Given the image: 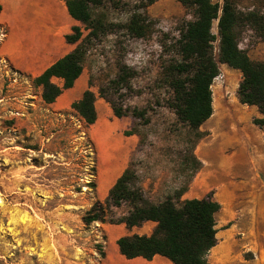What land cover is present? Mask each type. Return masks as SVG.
Instances as JSON below:
<instances>
[{
	"label": "rangeland",
	"instance_id": "obj_1",
	"mask_svg": "<svg viewBox=\"0 0 264 264\" xmlns=\"http://www.w3.org/2000/svg\"><path fill=\"white\" fill-rule=\"evenodd\" d=\"M236 8L240 15L264 13V0H236ZM95 13L106 32L90 45L80 77L97 96L94 125L71 105L61 111L47 105L34 78L15 70L0 53V264H103L107 228L130 209L113 207L105 223L83 221L94 204L106 205L110 191L99 189L101 161L117 144L107 148V140L95 134L106 125L117 126L115 135L132 146L129 165L153 203L190 189L219 192L230 185L241 213L233 229L237 256L226 264H245L254 256L251 247L264 250V128L254 124L261 118L259 109L239 100L241 71L220 65L222 77L212 85L214 113L192 129L169 107L172 91L161 81L163 67L178 57L173 46L180 29L194 20L192 11L178 0H105ZM134 13L153 22L152 34L129 35L126 25ZM77 26L84 36L88 33L81 23ZM212 31L218 56V20ZM5 36L0 28V44ZM239 46L253 62H264V39L248 22L241 27ZM121 63L133 70V92L122 90L117 103L145 109L147 122L117 118L99 96ZM130 131L134 135L126 136ZM253 142L255 149L249 146ZM210 260L224 264L214 256Z\"/></svg>",
	"mask_w": 264,
	"mask_h": 264
},
{
	"label": "trees",
	"instance_id": "obj_2",
	"mask_svg": "<svg viewBox=\"0 0 264 264\" xmlns=\"http://www.w3.org/2000/svg\"><path fill=\"white\" fill-rule=\"evenodd\" d=\"M71 17L85 26L84 36L80 26H73L65 35L67 43L75 45L72 52L56 61L41 75L34 78L41 88L42 99L51 105L68 89L74 87L83 73V64L92 42L106 32L105 23L95 16L105 0H63ZM157 0H149V4ZM190 9L194 20L180 29V37L174 48L177 58L163 67L162 84L172 91L169 107L178 120L192 129H199L213 113L214 80L220 75V65H228L243 75L238 96L242 104L258 107L262 117L254 124L264 128V62H253L239 46L241 27L250 23L264 39V13L250 11L239 14L236 0H178ZM0 6V12H1ZM218 20L219 51L215 55L213 23ZM130 36L145 38L152 34L153 22L140 13H134L126 25ZM133 70L125 63L118 65V74L99 88V96L110 104L117 118L133 117L147 122L145 109L132 108L117 103L116 95L122 90L132 93ZM53 78L63 80L59 85ZM97 96L87 89L83 96L71 105L89 126L98 120ZM126 136L134 132H125ZM201 166V162L199 163ZM183 192L165 201H149L139 185V177L133 165L124 171L110 189L104 205L97 202L83 217L85 224L105 223L107 212L113 207L129 206V211L117 222L128 229L153 221L156 227L150 236L126 235L118 239L120 252L127 259L143 257L152 260L156 255L168 258L174 264H208L210 251L218 244L216 214L221 204L209 194L203 199L181 201Z\"/></svg>",
	"mask_w": 264,
	"mask_h": 264
},
{
	"label": "crops",
	"instance_id": "obj_3",
	"mask_svg": "<svg viewBox=\"0 0 264 264\" xmlns=\"http://www.w3.org/2000/svg\"><path fill=\"white\" fill-rule=\"evenodd\" d=\"M0 6L2 8L0 28L6 35L0 44V53L15 70L35 78L75 48V45L67 43L65 35L72 32V27L77 25V21L71 17L63 0H0ZM57 80L62 81L63 84V80L53 78L55 83ZM86 86L79 78L74 87L66 90L51 106L57 111L68 108L83 96L87 90ZM256 144L253 142L249 146L255 149ZM123 145H120L121 149L120 146L112 148L114 150L111 149L109 162L105 163L107 158L101 161L102 173L103 171L104 173L110 171L115 173L105 190L101 189L100 180L99 189L102 193L110 190L129 166L128 156L133 149L132 146ZM261 150L264 156V148L262 147ZM194 183L199 184L197 179ZM201 183L204 184L202 181ZM209 194H212L213 199L221 204V210L215 216L218 244L210 251L208 264H215L210 260L213 256L222 259L226 264L228 260L237 256L233 247L238 239L233 229L237 225V216L241 213L237 203L238 195L230 185L225 184V189L219 192H216L214 188L205 193L193 192L191 189L184 191L181 201L203 199ZM155 227L156 223L153 221L131 229H128L124 223L111 225L107 228L109 236L104 240L103 264H174L160 255L147 260L143 257L127 259L121 254L117 244L119 238L126 235L150 236ZM251 249L253 250L249 251H252L254 256L245 259V264H264V250L258 247H251Z\"/></svg>",
	"mask_w": 264,
	"mask_h": 264
},
{
	"label": "bare ground",
	"instance_id": "obj_4",
	"mask_svg": "<svg viewBox=\"0 0 264 264\" xmlns=\"http://www.w3.org/2000/svg\"><path fill=\"white\" fill-rule=\"evenodd\" d=\"M38 5V4H37ZM38 7V6H37ZM113 127H110L109 125L107 126H104V127H102V128H99V129H95V134H97V136L101 139V141H102V139L104 138L105 140H107V142H106V147L108 148L109 146H110V143L112 144L113 143V141L114 142H116L115 143V147H117V146H120V145H122L123 144V142H122V140L121 139H119V137H117L116 135H115V133H116V129L115 128H117V126H115L114 127V125H112ZM94 134V135H95ZM105 140H103V141H105ZM103 143V142H102ZM114 144V143H113ZM132 144V143H131ZM124 146V145H123ZM127 146V145H126ZM120 149H121V146H120ZM112 150H114V149H112ZM110 152V151H109ZM114 156V155H113ZM111 158H112V156H111ZM123 159V158H122ZM107 161L109 162L110 160H109V157L107 158ZM122 166V165H121ZM123 167H124V165H123ZM120 169V168H119ZM113 176H115V173H114V171H110L109 173H103V176H102V173H101V178H100V180H101V189L102 190H105V188L109 185V180L113 177ZM114 181V180H113ZM112 181V182H113ZM102 190H101V192H102ZM104 193V192H103Z\"/></svg>",
	"mask_w": 264,
	"mask_h": 264
},
{
	"label": "built area",
	"instance_id": "obj_5",
	"mask_svg": "<svg viewBox=\"0 0 264 264\" xmlns=\"http://www.w3.org/2000/svg\"><path fill=\"white\" fill-rule=\"evenodd\" d=\"M1 34H2V36H4V33H1ZM220 77H222V75L218 76V78H220Z\"/></svg>",
	"mask_w": 264,
	"mask_h": 264
}]
</instances>
